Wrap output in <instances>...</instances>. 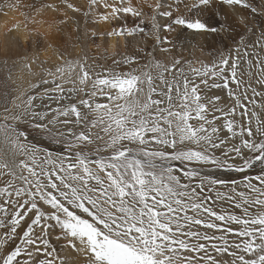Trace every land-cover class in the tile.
I'll list each match as a JSON object with an SVG mask.
<instances>
[{
	"label": "snow or ice",
	"instance_id": "1",
	"mask_svg": "<svg viewBox=\"0 0 264 264\" xmlns=\"http://www.w3.org/2000/svg\"><path fill=\"white\" fill-rule=\"evenodd\" d=\"M61 2L155 43L61 53L3 108L0 264H264V0ZM183 38L209 59L162 55Z\"/></svg>",
	"mask_w": 264,
	"mask_h": 264
},
{
	"label": "rangeland",
	"instance_id": "2",
	"mask_svg": "<svg viewBox=\"0 0 264 264\" xmlns=\"http://www.w3.org/2000/svg\"><path fill=\"white\" fill-rule=\"evenodd\" d=\"M138 1L141 2L143 0ZM152 3H149V5H153ZM149 5L147 4V7ZM149 11L150 9H148L147 12ZM54 14L59 16L61 15L60 17H63L64 10L60 12L54 11ZM79 18L85 22V18L83 16H80ZM85 25L87 26L88 23L85 22ZM132 25L133 18L129 17L128 26L131 27ZM142 26L145 27L148 32L152 31L151 22L147 19V17L145 18V22ZM67 27L68 28H60L59 33H57L58 38L55 40L56 43L51 41L56 34V31L50 35L48 41H45L43 37H34L32 41H28V45L25 44L23 46L21 42L16 40L13 51L7 57L2 56L0 45V114L3 113V108L5 106H8L9 108L12 107L8 101L15 98L17 95L16 90L18 88L27 89L29 87V85L25 86V81L20 82V87L17 86V78L19 75L16 72L21 68H26L25 65L31 63L32 57H38L34 58L35 62L33 64L36 65L38 63L40 65L38 67L39 72L34 75L36 79L39 74L42 73L44 68L52 67L61 62L59 59L61 53L65 55L70 54L72 57H76L83 55V53L86 52L90 58V62L94 58L96 62L104 65L111 64L113 58L121 59L133 52H140L141 55H143L146 51H152V45L155 43V41L147 35H144L142 38L139 33L135 37H123L122 39L120 36L115 35H105L103 38L97 35L95 38H90L86 34V29L83 31L80 28L79 32H77L72 21L68 22ZM65 29L71 33L70 37L67 38L68 40H65L62 35ZM110 30L111 28L106 26L102 32L107 33ZM87 31H92V28L89 27V25L87 26ZM174 35V33L171 34L169 38L171 39ZM168 46L171 47V45ZM49 49L55 57V60H49L50 62L45 58H41L42 53ZM37 52L38 55L40 54V57L38 55L35 56V53ZM162 55L168 56L169 59L172 57L179 58L182 62H185V64L187 61H192L193 64L199 66V61H207L209 59V47L198 45L188 38H183L176 42V47L172 53H164ZM35 79L32 82H34ZM37 140H40V137H37ZM43 143L47 144V141H43Z\"/></svg>",
	"mask_w": 264,
	"mask_h": 264
},
{
	"label": "bare ground",
	"instance_id": "3",
	"mask_svg": "<svg viewBox=\"0 0 264 264\" xmlns=\"http://www.w3.org/2000/svg\"><path fill=\"white\" fill-rule=\"evenodd\" d=\"M71 2L84 4L85 0H71ZM156 2L157 0H143L141 2L133 0L134 5L141 7L145 13H148L149 9L147 4L152 3L154 5ZM168 2L171 3L172 0H168ZM17 4L19 5L18 7H13V5ZM49 4L57 5L61 11L64 10L61 0H0V45L3 57L11 54L16 40L21 42L23 46L25 44L28 45V41H32L34 37H43L45 41H48L50 35L56 31L53 39H51L53 43H56L55 40L58 38L57 33H59L60 28H68V23L64 25L60 24L59 20L63 17L55 15L54 11L47 7ZM69 15L76 16L75 13H71L70 11ZM35 20H40V23H34ZM79 21L81 30L85 31L89 24L86 26L85 22L80 18ZM50 24L52 25L51 27H49ZM96 27L99 31H102L106 25L101 24ZM70 34L66 29L62 33L65 40H68L67 38L70 37ZM36 55H38V52L35 53ZM34 58L38 57H32L31 69L21 68L16 72L19 75L17 78L18 87L21 86L20 82L23 81H25V86L29 85L35 79L34 75L39 72L38 67L40 65L32 63ZM41 58H45L48 61L55 60L50 49L42 53ZM56 247L59 251L60 245L56 244ZM61 255H65V252H61Z\"/></svg>",
	"mask_w": 264,
	"mask_h": 264
}]
</instances>
